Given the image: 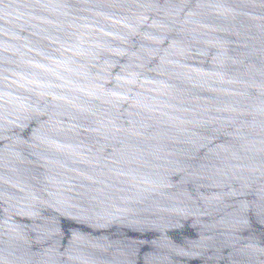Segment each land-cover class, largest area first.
<instances>
[{
	"label": "water",
	"instance_id": "95a60500",
	"mask_svg": "<svg viewBox=\"0 0 264 264\" xmlns=\"http://www.w3.org/2000/svg\"><path fill=\"white\" fill-rule=\"evenodd\" d=\"M0 264H264V0H0Z\"/></svg>",
	"mask_w": 264,
	"mask_h": 264
}]
</instances>
